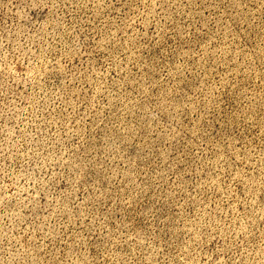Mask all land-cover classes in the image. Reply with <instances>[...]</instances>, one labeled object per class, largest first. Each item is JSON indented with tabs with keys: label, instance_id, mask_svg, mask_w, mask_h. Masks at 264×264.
Here are the masks:
<instances>
[{
	"label": "rangeland",
	"instance_id": "1",
	"mask_svg": "<svg viewBox=\"0 0 264 264\" xmlns=\"http://www.w3.org/2000/svg\"><path fill=\"white\" fill-rule=\"evenodd\" d=\"M0 264H264V0H0Z\"/></svg>",
	"mask_w": 264,
	"mask_h": 264
}]
</instances>
